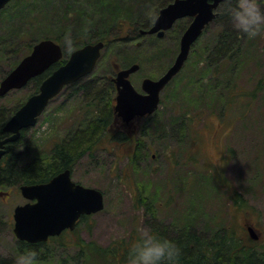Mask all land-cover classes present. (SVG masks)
Wrapping results in <instances>:
<instances>
[{
  "label": "rangeland",
  "instance_id": "1",
  "mask_svg": "<svg viewBox=\"0 0 264 264\" xmlns=\"http://www.w3.org/2000/svg\"><path fill=\"white\" fill-rule=\"evenodd\" d=\"M18 1L21 3L9 6V18L3 15L7 11L0 14V36L28 30L30 38H37L36 30L47 34L72 28L76 21L95 25L107 20L108 11L100 0ZM121 1L125 12L135 16L146 6L142 16L153 23L164 0ZM225 29L231 35L236 31L223 19L207 26L183 69L162 90L157 110L140 118L138 128L131 124L123 129L120 119L108 131L110 135L102 137L93 155L84 153L78 159L72 178L101 189L104 207L86 216L76 233L66 234L71 245L57 241L37 245L42 264H119V253H106L102 260L87 247L80 254L76 238L79 235L85 246L119 247L121 252L130 248L141 229H156L170 237L192 229L203 240L231 230L243 246L254 251L258 264H264V32L254 37L237 34L235 43L230 39L231 48L239 52L236 66H222L226 59L216 42L222 40L217 35ZM181 34L177 22L163 38L142 35L139 44L135 41L107 53L104 50L102 65L90 75H114L122 67L117 54L129 52L141 63L140 70L131 75L141 90L144 77L157 78L174 62ZM114 64L116 70L110 73ZM7 69V60H0V75ZM30 92L26 87L12 90L0 97V104L9 111ZM230 92L232 98H228ZM67 97L68 92H61L51 101L26 131L19 152H27L31 158L45 157V141L65 140L91 115L86 113L92 106ZM25 201L19 188L0 189V260L14 262L15 252L25 247H20L13 231L14 208ZM249 226L255 228L257 239Z\"/></svg>",
  "mask_w": 264,
  "mask_h": 264
},
{
  "label": "trees",
  "instance_id": "2",
  "mask_svg": "<svg viewBox=\"0 0 264 264\" xmlns=\"http://www.w3.org/2000/svg\"><path fill=\"white\" fill-rule=\"evenodd\" d=\"M107 13V20H101L100 24L89 25L88 21H76L71 28L61 29L54 33L49 32L47 34H41L37 31V38H30L27 31H20L16 34H11L7 37L0 36V60H7L8 69L3 71L0 75V80L20 61V59L28 54L32 46L43 38H52L59 42L63 48V58L50 67L46 72L34 77L26 86L30 89V95L36 93L39 90V86L43 79L49 75L56 67L64 63L69 57L70 53L88 42H95L102 40L105 42V53L111 51L119 45H126L138 42L142 39L140 29L149 28L152 25L151 18L143 17L147 11L146 6H143L144 10L139 11L137 16L133 13H126V7L120 0H100ZM18 0H12L3 9L0 10V14L7 11L12 4H20ZM166 0L163 1V4ZM162 4V5H163ZM5 12L4 17H8L12 14L10 11ZM8 15V16H7ZM3 17H1V20ZM224 22H228L226 18H222ZM187 20V19H185ZM179 21L180 27L183 30L187 24L185 21ZM114 30V31H113ZM132 30L131 35H127L125 32ZM230 32V31H229ZM228 30L219 32L218 39L222 37L219 42L217 40L216 45L219 53H223L226 62L222 66L235 65V59L238 57V50L231 48L228 41L237 40L238 32L229 34ZM65 34H70L73 40L71 47L65 46L64 38ZM235 37V38H234ZM240 48V47H238ZM70 49V50H69ZM113 52V51H112ZM104 53V54H105ZM129 52L124 54H117L116 61H119L122 68L127 67L134 63L136 60L129 56ZM106 55V54H105ZM108 55V54H107ZM102 57L100 58L97 66L102 65ZM115 61V62H116ZM114 62V63H115ZM141 64V63H140ZM116 64H114L115 67ZM112 67L111 72L116 70V67ZM97 68V67H96ZM225 67H222V69ZM216 69V68H215ZM115 75V74H114ZM97 78L93 75L86 76L80 80L70 83L64 87L62 93L68 92L67 98H78L83 100V103L92 106L88 109L87 116L81 125H77L75 129L69 133L65 140L51 139L49 142L43 143L45 148V157H32L27 152H19L18 149L23 146L24 135L29 128L23 129L21 136L18 140L9 142L6 144V153L0 162V189L6 187L19 188L22 184L39 183L50 180L57 173L64 171L65 169H73L78 159L84 154H94V149L105 135H110L108 131L112 128L114 123L119 120L116 118L113 109L114 98V84L112 77ZM215 72H213V80ZM106 82L103 86L98 84L99 80ZM226 86V84H224ZM232 90V89H231ZM228 98H232L231 92ZM57 97V96H56ZM19 103L13 109L8 111L3 105L0 104V138L8 135L4 131V125L15 110L22 104ZM184 116H181L180 120L183 121ZM191 120V119H190ZM181 121V122H182ZM182 126V125H181ZM121 127L126 129V125L122 124ZM125 137V134L122 133ZM238 197L236 196V201ZM86 219V215L82 216L80 223ZM77 228L74 230L76 233ZM226 231V230H225ZM70 232H68L69 234ZM165 235L166 232H162ZM67 233L60 236L51 238L50 241H57L62 245H71L68 240L65 239ZM173 239L177 240L182 248V256L180 264H258L257 257L254 251L247 249L242 244V239L238 238L233 231L229 230L221 234H215L210 239L202 237L196 230L189 229L186 233H181L179 236H173ZM133 239V237H131ZM48 241V242H50ZM20 247H28L32 245H45L47 242L41 243H29L25 241L18 242ZM75 245L80 248V254L84 253V248L90 247L95 255H101V259L104 260L105 254L119 253V264H127V254L129 248L126 246L123 251L120 252L119 247L114 248H99L91 246H85L82 244V238L78 235L75 240ZM130 247V246H129ZM240 248V249H239ZM0 264H14L13 261L7 259H1ZM82 264H87L85 261Z\"/></svg>",
  "mask_w": 264,
  "mask_h": 264
},
{
  "label": "water",
  "instance_id": "3",
  "mask_svg": "<svg viewBox=\"0 0 264 264\" xmlns=\"http://www.w3.org/2000/svg\"><path fill=\"white\" fill-rule=\"evenodd\" d=\"M11 0H0V10ZM217 13L207 0H174L162 7L153 25L140 29V34H157L163 37L178 19L190 17L191 21L181 35L179 52L174 62L157 79L145 77L143 92L137 90L130 76L140 68L139 63L119 70L114 77L117 86L115 111L126 122L136 116L153 113L160 104L164 87L183 68L193 44ZM105 43L102 40L86 43L73 50L68 60L54 69L40 84L39 91L30 95L4 125L10 135L0 138V161L6 152V144L20 138L22 130L34 126L51 99L64 86L92 73L101 57ZM63 57L61 44L52 38L36 42L31 51L0 81V97L11 90L25 87L32 78L43 74ZM25 198L35 200L15 207L14 232L20 240L46 241L50 235L64 229H74L82 215L98 212L104 207L103 192L72 180L71 170L66 169L47 182L22 184ZM253 238H257L252 227Z\"/></svg>",
  "mask_w": 264,
  "mask_h": 264
},
{
  "label": "clouds",
  "instance_id": "4",
  "mask_svg": "<svg viewBox=\"0 0 264 264\" xmlns=\"http://www.w3.org/2000/svg\"><path fill=\"white\" fill-rule=\"evenodd\" d=\"M215 13L226 18L239 33L254 37L264 32V0H207ZM65 46L73 40L65 34ZM41 249L35 245L18 249L14 264H42ZM179 242L156 229H141L127 254V264H180Z\"/></svg>",
  "mask_w": 264,
  "mask_h": 264
},
{
  "label": "flooded vegetation",
  "instance_id": "5",
  "mask_svg": "<svg viewBox=\"0 0 264 264\" xmlns=\"http://www.w3.org/2000/svg\"><path fill=\"white\" fill-rule=\"evenodd\" d=\"M174 0H169L167 3H165V4H163L162 6H165V5H167V4H169V3H171V2H173ZM161 6V7H162ZM160 7V8H161ZM160 8H159V10H160ZM159 10H158V12H157V15H158V13H159ZM223 17H221L220 15H216L215 16V18H214V21H216V20H220V19H222ZM167 33V32H166ZM166 33H165V36H166ZM116 74V73H115ZM112 79H113V77H112ZM113 82V84H114V94L116 93V91H117V87H116V83L114 82V80L112 81ZM115 113V112H114ZM115 116H116V118L120 121V119L123 121V119H122V116H120L118 113H115ZM142 117H144V116H136L134 119H132L131 121H129V122H125V121H123L122 122V124H125L126 126L128 125V126H131V124H136V126H137V128L139 127V124H140V118H142ZM118 121V122H119ZM121 122V121H120ZM123 140V139H122ZM121 140V141H122ZM120 141V142H121Z\"/></svg>",
  "mask_w": 264,
  "mask_h": 264
},
{
  "label": "bare ground",
  "instance_id": "6",
  "mask_svg": "<svg viewBox=\"0 0 264 264\" xmlns=\"http://www.w3.org/2000/svg\"><path fill=\"white\" fill-rule=\"evenodd\" d=\"M197 41H198V40H197ZM197 41H196V42H197ZM196 42H195V43H196ZM195 43H194V44H195ZM117 142H118V141H117ZM117 142H116V143H117ZM119 144H120V142H119Z\"/></svg>",
  "mask_w": 264,
  "mask_h": 264
}]
</instances>
